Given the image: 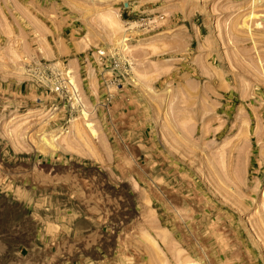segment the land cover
<instances>
[{"label":"rangeland","instance_id":"obj_1","mask_svg":"<svg viewBox=\"0 0 264 264\" xmlns=\"http://www.w3.org/2000/svg\"><path fill=\"white\" fill-rule=\"evenodd\" d=\"M256 1L0 0V264H264Z\"/></svg>","mask_w":264,"mask_h":264},{"label":"bare ground","instance_id":"obj_2","mask_svg":"<svg viewBox=\"0 0 264 264\" xmlns=\"http://www.w3.org/2000/svg\"><path fill=\"white\" fill-rule=\"evenodd\" d=\"M252 1V0H251ZM255 2H258V1H256V0H254ZM247 13H249V12H247ZM256 15V14H255ZM250 16V15H249ZM249 16H246V18H244L243 19V21L241 22L242 23V25L244 26V27H246V28H249L248 27V24H247V20H248V18H249ZM252 16H254V14H252ZM253 22V21H252ZM238 25V24H237ZM250 26V25H249ZM71 78V77H70ZM70 80V79H69ZM70 83L74 86V84L70 81ZM81 111V110H80ZM83 113H84V115H86L87 113L86 112H84L83 111ZM83 115V114H82ZM88 115V114H87ZM190 115V114H189ZM187 116V115H186ZM178 121V120H177ZM86 124H88V126H91L90 124V122H87ZM189 125V124H188ZM183 126V125H182ZM190 126V125H189ZM185 127V126H184ZM94 127H92V129H93ZM183 128V127H182ZM187 128H188V126H187ZM92 129H91V131H92ZM94 131V130H93ZM92 131V132H93ZM50 144V143H49ZM158 161V160H157ZM161 165V164H160ZM188 166V165H187ZM144 168V167H143ZM162 168V167H161ZM174 170V169H173ZM173 172V171H172ZM172 174V173H171ZM176 175V174H175ZM177 176V175H176ZM165 178V177H164ZM157 179V178H156ZM159 180V179H158ZM155 181V180H154ZM157 181V180H156ZM162 181L163 180H161L160 181V184H159V188L161 189V190H163V193L165 192V194H166V192L168 193V194H171V197H173L174 198V201H177V202H175L177 205L179 204V203H181V202H185V200L187 199V200H189L190 201V199H189V197H186L185 195H183V193H182V191H177V190H174V192L175 193H173L171 190H165V186L166 185H164V184H162ZM146 183V182H145ZM168 185V184H167ZM181 185V184H180ZM157 186V185H156ZM188 186V185H187ZM158 188V189H159ZM176 188V187H175ZM174 188V189H175ZM187 188H189V187H187ZM177 189V188H176ZM181 189V188H180ZM190 189V188H189ZM202 190V189H201ZM193 193V192H192ZM195 194V193H194ZM164 196V195H163ZM170 196V195H169ZM193 197H195V195H193ZM199 197V196H198ZM202 196H200V198H201ZM161 198H164V197H161ZM196 198V197H195ZM158 199H160V197L158 198ZM157 199V200H158ZM165 199H166V197H165ZM168 199H170V198H168ZM194 200V199H193ZM168 201V200H167ZM170 201H171V199H170ZM159 202V201H158ZM172 202H173V200H172ZM167 203V202H166ZM175 203H174V205L173 206H175ZM163 204V203H162ZM165 204V203H164ZM173 204V203H172ZM184 204V203H183ZM186 204V203H185ZM168 205H169V203H168ZM171 205V204H170ZM169 205V206H170ZM176 205V206H177ZM180 205V204H179ZM189 205V204H188ZM164 206H166V204L164 205ZM201 206H203L202 204H201ZM172 207V206H171ZM171 207H169V208H171ZM179 207V206H178ZM182 207V206H181ZM184 207V206H183ZM188 207V206H187ZM190 207V206H189ZM188 207V208H189ZM194 207V206H193ZM204 207V206H203ZM173 208V207H172ZM171 208V209H172ZM185 208H186V206H185ZM181 209H183V208H181ZM187 209V208H186ZM186 209H184V210H186ZM189 209H191V207L189 208ZM167 210V209H166ZM172 210H174V209H172ZM193 210V209H192ZM197 210H200V206L198 205V204H195V211L197 212ZM194 211V210H193ZM194 211V212H195ZM263 212V211H262ZM179 212H177V214H178ZM184 213H185V211H184ZM180 214V213H179ZM189 214V213H188ZM174 215V214H173ZM186 215V214H185ZM190 215V214H189ZM166 216V215H165ZM181 216V215H180ZM185 217V216H184ZM181 218V217H180ZM202 218H203V216H202ZM217 218V217H216ZM178 219V218H177ZM195 219V218H194ZM179 220H181V219H178V221ZM217 220V219H216ZM219 220V219H218ZM217 220V221H218ZM188 221H190V220H188ZM192 221V220H191ZM194 222V221H193ZM182 224H183V222H181ZM188 223V222H187ZM197 223V222H196ZM211 224V223H210ZM212 224H214V222H212ZM197 225V224H196ZM207 225V224H206ZM176 226V225H175ZM183 226V225H182ZM202 226V225H201ZM200 226V227H201ZM191 227V226H190ZM192 227H193V229H194V226L192 225ZM197 227V226H196ZM218 227V226H217ZM193 231V230H192ZM184 235V234H183ZM186 236H184L183 238H185ZM186 239V238H185ZM194 242L196 243V241H195V239H194ZM200 243V242H199ZM202 247V246H201ZM198 251V250H197ZM134 252V251H133ZM132 252V253H133ZM134 255H135V253H134ZM133 257H136V256H133ZM178 257V256H177ZM137 258V257H136ZM198 263V262H197ZM211 263V262H210Z\"/></svg>","mask_w":264,"mask_h":264},{"label":"built area","instance_id":"obj_3","mask_svg":"<svg viewBox=\"0 0 264 264\" xmlns=\"http://www.w3.org/2000/svg\"><path fill=\"white\" fill-rule=\"evenodd\" d=\"M69 83H70V80H69ZM70 84H71V83H70ZM71 85H72V84H71ZM72 87H74V86L72 85ZM55 89H56V90H59V89L62 90V86H61V84L56 83V85H55Z\"/></svg>","mask_w":264,"mask_h":264}]
</instances>
